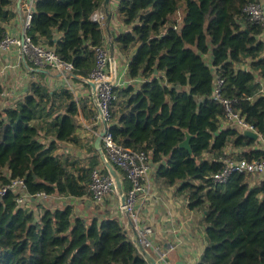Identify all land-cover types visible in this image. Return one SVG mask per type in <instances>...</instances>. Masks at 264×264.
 I'll use <instances>...</instances> for the list:
<instances>
[{
    "label": "trees",
    "instance_id": "trees-1",
    "mask_svg": "<svg viewBox=\"0 0 264 264\" xmlns=\"http://www.w3.org/2000/svg\"><path fill=\"white\" fill-rule=\"evenodd\" d=\"M254 1L117 0L120 26L110 29L107 46L92 18L104 0H35L27 29L32 43L71 63L72 80L87 88L82 78L95 66L97 46L111 44L124 57L127 81L112 87L108 129L117 144L150 154L157 182L178 184L190 208L203 210L206 245L196 264H264V176L252 181L234 172L217 184L210 178L227 150L264 159L258 138L222 124L224 99L264 137V27L242 18ZM13 4L0 0V38L15 16ZM2 93L0 80V185L21 178L30 195L79 197L83 208L42 206L36 216L6 191L0 264H147L121 220L91 198L90 173L100 163L93 143L86 161L59 151L62 142L76 140L81 99L36 80L11 102ZM186 133L189 149L179 146Z\"/></svg>",
    "mask_w": 264,
    "mask_h": 264
},
{
    "label": "built area",
    "instance_id": "built-area-1",
    "mask_svg": "<svg viewBox=\"0 0 264 264\" xmlns=\"http://www.w3.org/2000/svg\"><path fill=\"white\" fill-rule=\"evenodd\" d=\"M34 2L35 0H20V7L24 12L21 33L13 34L5 28V32L0 38V58L3 56L7 59L10 58V61L7 60L5 63H0V73L4 74L17 68L19 59L22 58L26 61V67L29 71L36 69H50L59 72L65 89L74 93L73 90L77 85L75 84L76 82L72 80V64L60 60L59 56L52 48L44 44L32 43L30 37L27 35ZM106 13L107 9L103 10L101 8L98 13L92 15V18L100 22L104 19ZM242 18L243 20H248L264 27V5L259 0L247 3L243 8ZM263 32L261 34H263ZM108 44L109 42L107 41V46ZM107 46L96 47L95 66L87 77L92 80L102 81V83L96 88V97L106 122L110 115V102L114 98L112 87L118 84V78L115 76V66L113 70L114 73L110 68L111 58ZM13 48L16 49L18 53V57L16 56L14 59V53L10 56V53L12 52H10V50ZM221 83L222 80L217 77L213 92L215 98L219 97L218 89ZM19 90L20 88L17 84H15V88L13 89L4 90L3 88V102H11V99L14 98V96L20 94ZM259 92L264 94L263 87H260ZM222 101L225 105V117L223 119L225 124L239 129L247 128L256 131L252 124L248 123L237 111L232 110L228 100L222 99ZM2 105L3 103L1 102L0 109H2ZM108 126L107 123V129L101 138V146L109 161L118 171L120 170L123 172L124 177L129 182V187L125 190L127 208V214L125 215L132 219L133 226L138 233L141 243L150 250L160 264H167L166 254L169 250L175 247V243L170 241L166 246L154 244L151 237L152 228L142 216V204L148 200L152 194L151 174L152 172L154 173V165L151 162V156L148 152L142 149H132L117 144L112 138ZM93 132L96 135L98 130H94ZM219 160L223 163L221 170L210 176L212 182L215 184L224 183L234 172H244L251 176H264L263 158H252L248 160L244 157H239L238 154L233 155V153L231 154L230 152H227V154L220 157ZM89 189L91 191L92 200L101 208L110 209L112 207L113 209L114 205H117L119 210H121L118 199L119 197L114 188L113 180L111 176L104 171L101 162L91 170ZM8 190H11L16 194V203L18 206L22 207H30L32 202L34 204H43L47 202L50 197V195H47L43 191L37 192L33 195L28 194L23 179L21 178H15L10 180L7 184L0 185V199ZM113 198L115 200L117 199V203L113 202ZM189 202L188 193L183 200L184 207L190 212L186 221L190 219L193 214V209L190 208ZM181 227L180 224L172 231L175 232L180 230Z\"/></svg>",
    "mask_w": 264,
    "mask_h": 264
},
{
    "label": "crops",
    "instance_id": "crops-1",
    "mask_svg": "<svg viewBox=\"0 0 264 264\" xmlns=\"http://www.w3.org/2000/svg\"><path fill=\"white\" fill-rule=\"evenodd\" d=\"M259 1L264 5V0ZM116 4L117 0H108L106 6L102 7L103 10L107 9V12L110 13L109 18H107V15L105 14L104 19L102 20L103 24H101L108 42H111L110 29L113 32H117L120 26V22L115 13ZM13 6L15 16L6 25V29L13 34H20L24 21V12L17 4V0H14ZM97 12H99V10L94 13ZM260 39L264 41V32L260 35ZM112 51L115 65V76L118 78V84H123L127 81L125 78V59L116 52V48L112 47ZM10 52V56L14 53V57H16L18 54L17 50L14 48L11 49ZM9 59L3 56L0 58V63H5ZM26 65V61L20 58L18 67L13 70L17 76L15 82L20 83L19 91L23 92L22 89H25L28 86V83L32 80L40 82L44 81L49 84L55 83L58 87L63 86L65 88L59 72L56 73L50 69H36L29 71L27 70ZM262 80L264 81V78L259 79V85L264 89V82H262ZM75 84L77 87L73 90L74 97L76 100L81 99V106L75 117L77 125L75 132L76 140L62 142L59 151L62 155H76L86 161L89 156L92 155V152L89 151V145L94 142L95 134L93 131L99 130L100 118L97 106L93 102L91 96L90 86L87 88L78 82ZM222 124L225 125V122ZM257 141V145L264 149V137L259 135ZM151 175L152 194L149 199L142 204V216L152 228L151 237L153 243L162 246H166L170 241L175 243V247L169 250L166 254L167 264H196L206 245L204 224L202 221L203 210L201 208L193 209L192 217L186 221L187 217L190 215V212L183 205V200L187 193L177 190L178 184L164 185L161 182H157L153 172ZM251 177L252 181H257L260 176L256 175ZM80 199L81 198L79 197L73 196L51 195L47 201L52 202L54 208L66 203H71L76 211H79L83 208V205H80V203H82V200ZM32 205H34L33 202L31 206ZM112 210V214L121 220L126 231L129 234H132V226L128 222L125 213L121 210H116L115 205ZM180 224L182 226L181 229L173 232L172 230Z\"/></svg>",
    "mask_w": 264,
    "mask_h": 264
},
{
    "label": "water",
    "instance_id": "water-1",
    "mask_svg": "<svg viewBox=\"0 0 264 264\" xmlns=\"http://www.w3.org/2000/svg\"><path fill=\"white\" fill-rule=\"evenodd\" d=\"M107 3H108V0H104V6H106ZM17 4L20 6V0H17ZM106 15H107V18L110 17V14L108 12L106 13ZM109 52H110V58H111L110 64H111V66H113L114 65V58H113V51H112V45L111 44L109 45ZM113 68H114V66L111 68L112 72L114 70ZM82 80L85 81L91 88V96H92L93 102L97 106V111H98V115L100 118V127H99L97 134L95 135L93 146L99 154L100 162L102 163L104 169L107 171V173L111 176V178L113 180L114 188H115L116 193L118 194V197H119L120 209L125 214H127L126 197H125V190L123 187L122 176L120 175V172L116 169V167L109 161V159L107 158V156H106V154H105V152L101 146V138L107 129V122H106V119H105L99 105H98V101H97V97H96V88L99 84L102 83V81L101 80H92L89 78H82ZM241 133L246 135V136H249L251 138H254V139H257L259 137L258 132L254 131V130L247 129V128H242ZM189 137H190V135L188 133H186L185 138L179 143V146L189 149ZM127 218H128V222L132 226L133 241H134L138 251L145 258L147 264H160L156 260L154 255L141 243V241L138 237V233L133 226L132 219L129 216Z\"/></svg>",
    "mask_w": 264,
    "mask_h": 264
},
{
    "label": "rangeland",
    "instance_id": "rangeland-1",
    "mask_svg": "<svg viewBox=\"0 0 264 264\" xmlns=\"http://www.w3.org/2000/svg\"><path fill=\"white\" fill-rule=\"evenodd\" d=\"M98 13V12H97ZM100 23L101 24H103L102 23V21H100ZM13 58H15V57H13ZM113 66H115V65H113ZM113 66H111V64H110V68H112ZM114 69V68H113ZM14 70V69H13ZM13 70H11V71H8L7 73H0V80H1V83H2V85H3V88H4V90L5 89H13V88H15V84H17V85H19L20 83L18 82H15V79L17 78V76H16V73L13 71ZM56 72V71H55ZM57 73V72H56ZM114 73V72H113ZM19 79V78H18ZM17 79V80H18ZM262 82H264L263 80H262ZM42 83L48 88V90H53V89H57V90H60L61 88H64L63 86H61V87H58L57 86V84H55V83H47V82H44V81H42ZM24 86V85H23ZM25 89H23V91H24ZM227 152H231V151H227ZM111 198V197H110ZM119 199V198H118ZM113 200V202L114 203H117L116 202V200L113 198L112 199ZM82 203H80V205H81ZM42 206H44V207H48V208H54V205L52 204V202H45V203H43L42 205H32L31 206V209H33L34 210V212H35V214H36V216L37 215H39V213H40V211H41V208H42ZM115 208H116V210L118 209L119 210V208H118V206L117 205H115ZM101 209H103V208H101ZM109 209V208H108ZM109 210H112V207L109 209ZM113 211V210H112ZM148 249V248H147ZM149 250V249H148ZM150 251V250H149Z\"/></svg>",
    "mask_w": 264,
    "mask_h": 264
}]
</instances>
